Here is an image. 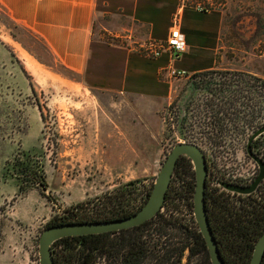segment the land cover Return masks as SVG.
Wrapping results in <instances>:
<instances>
[{
    "label": "rangeland",
    "instance_id": "1",
    "mask_svg": "<svg viewBox=\"0 0 264 264\" xmlns=\"http://www.w3.org/2000/svg\"><path fill=\"white\" fill-rule=\"evenodd\" d=\"M263 2L238 0L225 7L223 42L234 62L242 63L248 51L259 52L264 44ZM102 29L108 41L128 42L124 31ZM0 42V254L4 255L0 264H40L41 232L49 219L64 215L71 204L134 180L139 191H152L161 165L181 137L206 141L215 168L235 172L255 168L246 141L264 120V116L252 120L256 109L264 115L262 75L216 67L190 80L176 78L170 96L156 103L83 84L1 4ZM129 45L137 50L134 42ZM22 49L41 71L30 69ZM49 69L63 79L50 76ZM235 83L241 85L238 97L225 101L224 108L225 114L233 112L232 118L216 140L209 138L211 143L208 133L200 131V125L209 123L204 111L215 103V92L230 91ZM254 90L260 95L255 96ZM218 103L219 109L222 100ZM41 168L47 190L35 178ZM161 209L165 215L170 212L167 205ZM174 240L181 244L179 238ZM184 255L181 264L188 250Z\"/></svg>",
    "mask_w": 264,
    "mask_h": 264
},
{
    "label": "crops",
    "instance_id": "2",
    "mask_svg": "<svg viewBox=\"0 0 264 264\" xmlns=\"http://www.w3.org/2000/svg\"><path fill=\"white\" fill-rule=\"evenodd\" d=\"M237 2L0 0L19 24L41 39L53 59L78 74L83 84L107 93L122 92L129 97L148 98L156 103L170 96L176 81L158 76L160 68L167 64L169 54L162 52L157 57H150L129 44L135 40L167 37L176 12L180 14L186 41L183 58L176 61L178 67L191 72L229 67L264 77V44L259 52L248 51L242 63L234 62L225 53L227 46L223 42V32L228 15L225 7ZM202 4L206 8H200ZM102 28L109 32L124 31L123 36L128 42L108 41ZM3 256L0 254V258Z\"/></svg>",
    "mask_w": 264,
    "mask_h": 264
},
{
    "label": "trees",
    "instance_id": "3",
    "mask_svg": "<svg viewBox=\"0 0 264 264\" xmlns=\"http://www.w3.org/2000/svg\"><path fill=\"white\" fill-rule=\"evenodd\" d=\"M12 55H15L14 52ZM65 69L74 73L68 68ZM240 88H236V93ZM254 95L258 96L260 93L254 90ZM222 107L227 108L225 102ZM258 114L256 109L254 120ZM214 123L218 124V119H214ZM35 178H39L42 187H47L42 168ZM136 181L127 182L95 198L69 205L64 208V215L52 217L46 226L65 221L103 220L130 215L146 202L151 191H139L136 189ZM195 186L196 173L191 158L181 155L163 203V206L167 205L170 210L169 214L165 215L159 210L146 221L122 228L113 235L109 234L110 231H104L60 237L52 244L55 261L57 264H104L103 257L109 252L105 239L113 237L156 238L154 244L157 245V251L154 253L166 256L170 252L174 264H181L186 249L188 259L183 264H213L205 237L192 213ZM206 204L210 223L226 263L250 264L256 241L264 231V199L248 196L236 199L225 191L209 194L206 190ZM174 228L177 229L178 236ZM153 230L154 234L151 232ZM175 237L179 238V246L176 245ZM122 246L120 242L114 241L111 244V254L118 257ZM261 264H264V256Z\"/></svg>",
    "mask_w": 264,
    "mask_h": 264
},
{
    "label": "water",
    "instance_id": "4",
    "mask_svg": "<svg viewBox=\"0 0 264 264\" xmlns=\"http://www.w3.org/2000/svg\"><path fill=\"white\" fill-rule=\"evenodd\" d=\"M264 132V125L259 127L250 137L248 142L249 153L258 161L260 173L249 185H239L226 181L221 183L228 189L247 193L256 189L257 185L264 177V161L252 150V140L254 137ZM186 155L191 158L196 173V186L194 193V216L198 222L199 228L205 237L213 264H227L222 256L213 227L210 223L207 204H206V186L208 165L206 154L196 143L185 141L177 142L173 145L167 158L161 165L157 174L151 193L146 202L134 213L112 219L103 220H79L65 221L47 225L40 234L39 238V261L40 264H57L54 259L52 244L60 237L76 234H87L116 230L132 227L153 217L163 206L168 188L171 183L173 171L178 158ZM44 190L48 188L43 186ZM264 256V231L256 241L250 264H261Z\"/></svg>",
    "mask_w": 264,
    "mask_h": 264
},
{
    "label": "built area",
    "instance_id": "5",
    "mask_svg": "<svg viewBox=\"0 0 264 264\" xmlns=\"http://www.w3.org/2000/svg\"><path fill=\"white\" fill-rule=\"evenodd\" d=\"M200 8L203 9V8H206V6L200 5ZM180 23H181L180 14H179V12H176V14L174 15V18H173L172 25L170 27L169 35L166 37V39L149 38V39H145V40H135L134 41V43L137 45V50L146 56L157 57L162 52H168V54H169L168 62L166 65H164L160 68L159 75L162 79H165V80L170 81V82L175 81L176 78H186L187 80H190V78L193 79V76L199 75V74H201V72H207L208 70H216V68H211V69H207V70L188 72L184 68L177 66L176 61H178L181 58L182 54L186 50L185 35L181 29ZM115 36H118V34ZM235 85H236V87H232V85H231L230 91L224 90L223 92H225V93H221V95L219 92H215L214 93V96L216 98L215 103L213 104L212 107H208L209 110L204 111V113L206 115L205 118L207 119L206 122H209V123L205 124L204 125L205 127H202L203 125H200V131L202 133H205V132L208 133V136H207L208 141H209V138L216 140V138L218 136H220L221 133H223L224 127H226V125L228 123V119L232 118L233 112H230V109H229L230 113H228V114L224 113L226 110H224L222 105L218 109V104H219L218 100H222L221 104H223L228 99H230V98L232 99V97L237 98L238 93H236L235 90L237 87H240L241 85L237 84V83H235ZM251 87H252V85H251ZM231 106H233V105L230 104L229 108ZM255 111L256 110H254V113H255ZM258 111H259L258 116L260 118H263L264 115H261L262 112L260 110H258ZM190 114L191 113H189V115ZM214 119H218V124L214 123ZM252 120H254V114H253ZM200 121L203 124L202 120H200ZM221 122H224V125H221ZM261 125H264V120L262 121ZM261 125L256 127V129L261 127ZM253 131L254 130H252V132ZM252 132H250V134ZM262 134H264V132L260 133V136ZM211 136L213 138H211ZM257 136H259V135H257ZM248 137H247V141H248ZM185 141H189V142H193V143L198 144L203 149V151L205 152L208 159L211 161L212 167L216 171H220L221 173H223L227 180L251 178L256 172V167H257L256 164L257 163H256V161H254V159L252 157L251 158L249 157V158L252 161L251 163L255 164L254 165L255 168L253 171H247L246 170V171H236L235 172V171H233V170L231 171L229 169L225 170V169L215 168L214 164L216 163V161H215L214 157H212L213 155L207 151L209 148H208V144L206 141H203L201 138L198 139V137H196V136H191L188 138L184 136V138H182V137L179 138L177 142H185ZM247 141H246V150H247ZM209 142L213 143L211 140ZM259 145H260V150H261V155H262V154H264V143L262 140L259 141ZM193 169H194V165H193ZM245 172H247V173H245ZM193 200H194V198H193ZM193 209H194V207H193Z\"/></svg>",
    "mask_w": 264,
    "mask_h": 264
},
{
    "label": "flooded vegetation",
    "instance_id": "6",
    "mask_svg": "<svg viewBox=\"0 0 264 264\" xmlns=\"http://www.w3.org/2000/svg\"><path fill=\"white\" fill-rule=\"evenodd\" d=\"M263 126V125H261ZM258 129V128H257ZM256 128L254 131L249 135L248 141H247V147H248V142L251 137V135L257 130ZM262 137V138H261ZM263 141L264 143V134L260 136L254 137L252 140V150L253 152L259 156L261 159L264 161V154L261 155V150H260V145L259 141ZM247 152L256 161V172L251 178H245V179H229L227 180L225 175L221 173L220 171H216L211 164V161L207 158V165H208V175H207V186L206 190L209 191V194H211L214 191H225L226 193H229L232 197L234 198H239V197H261L264 199V177L261 179L259 184L257 185L256 189L247 192V193H241L238 191H233L228 188H226L221 181H226L234 184H239V185H249L252 184L253 181L256 179V177L260 173V166L258 161L249 153L248 148ZM176 167V166H175ZM174 172V171H173ZM44 189V187H43ZM59 207H61L59 205ZM214 230V229H213ZM110 235L116 234L117 232L120 231V229L116 230H109ZM152 234H154V230L151 231ZM215 233V232H214ZM216 236V235H215ZM155 240L156 238H141V239H116L113 237H108L105 239L106 243L109 245V248L107 249L109 252L103 257V263L104 264H174L172 262V257L170 256V252L165 256L162 253L157 255V245H155ZM114 241H118L121 243L122 248L121 252L118 257H114L115 254H111L110 251L113 250L111 247V244ZM135 245L133 246L132 244ZM188 250V249H186ZM185 257V255L183 256ZM188 259V257H187ZM186 259V260H187Z\"/></svg>",
    "mask_w": 264,
    "mask_h": 264
},
{
    "label": "bare ground",
    "instance_id": "7",
    "mask_svg": "<svg viewBox=\"0 0 264 264\" xmlns=\"http://www.w3.org/2000/svg\"><path fill=\"white\" fill-rule=\"evenodd\" d=\"M22 52H23V54H24V56H25V58H26V61H27V64H28V66L30 67V69H32L33 71H38V70H40L41 68H40V66L36 63V61L25 51V50H23L22 49ZM42 70V69H41ZM40 70V71H41ZM44 71H46V70H44ZM48 74H50V76L52 75V76H57L58 77V79L59 78H62L63 79V77H61V76H59V75H57V74H55L54 72H52V71H46ZM36 74H37V72H36ZM54 78V77H53ZM63 83V82H62Z\"/></svg>",
    "mask_w": 264,
    "mask_h": 264
}]
</instances>
